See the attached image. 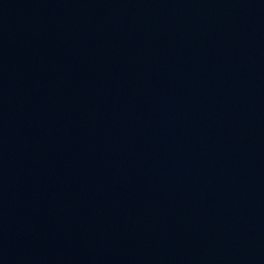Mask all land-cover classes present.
<instances>
[{"label": "water", "instance_id": "obj_1", "mask_svg": "<svg viewBox=\"0 0 264 264\" xmlns=\"http://www.w3.org/2000/svg\"><path fill=\"white\" fill-rule=\"evenodd\" d=\"M0 264H264V0H0Z\"/></svg>", "mask_w": 264, "mask_h": 264}]
</instances>
